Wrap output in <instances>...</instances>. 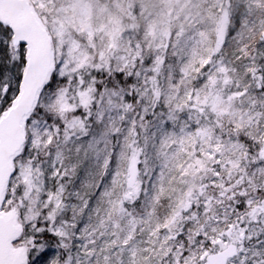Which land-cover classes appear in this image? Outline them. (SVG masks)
I'll return each mask as SVG.
<instances>
[{
	"label": "snow or ice",
	"instance_id": "obj_1",
	"mask_svg": "<svg viewBox=\"0 0 264 264\" xmlns=\"http://www.w3.org/2000/svg\"><path fill=\"white\" fill-rule=\"evenodd\" d=\"M217 10L97 49L0 0V264H264V0Z\"/></svg>",
	"mask_w": 264,
	"mask_h": 264
},
{
	"label": "rangeland",
	"instance_id": "obj_2",
	"mask_svg": "<svg viewBox=\"0 0 264 264\" xmlns=\"http://www.w3.org/2000/svg\"><path fill=\"white\" fill-rule=\"evenodd\" d=\"M70 3L76 5L75 9L69 7ZM41 7L60 24L71 17L75 23L65 27H71L81 36L89 33L90 42L92 36L98 37L97 49L106 48L111 40H118L120 33L127 30H133L132 35H136L132 6L124 0H41ZM163 34L164 31L159 32L158 37L163 38L166 35Z\"/></svg>",
	"mask_w": 264,
	"mask_h": 264
},
{
	"label": "trees",
	"instance_id": "obj_3",
	"mask_svg": "<svg viewBox=\"0 0 264 264\" xmlns=\"http://www.w3.org/2000/svg\"><path fill=\"white\" fill-rule=\"evenodd\" d=\"M127 4H131L133 9L132 25L135 33L138 34L142 30L151 29L155 31L157 38L159 32L164 31L167 34L174 28L181 26L184 21L182 17L185 14L190 17L188 24H192V9L195 6L198 11L197 23L204 24L208 35L214 31L213 25L217 21L219 11H213L216 3L220 0H124ZM143 11H140V9Z\"/></svg>",
	"mask_w": 264,
	"mask_h": 264
}]
</instances>
